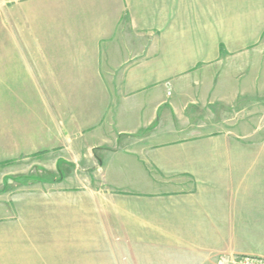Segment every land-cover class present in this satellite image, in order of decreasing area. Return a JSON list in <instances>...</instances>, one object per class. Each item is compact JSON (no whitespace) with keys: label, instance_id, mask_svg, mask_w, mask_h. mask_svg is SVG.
Returning a JSON list of instances; mask_svg holds the SVG:
<instances>
[{"label":"crops","instance_id":"1","mask_svg":"<svg viewBox=\"0 0 264 264\" xmlns=\"http://www.w3.org/2000/svg\"><path fill=\"white\" fill-rule=\"evenodd\" d=\"M258 35L264 0H0V100L60 84L63 146L78 152L60 166L90 164L68 177L85 196L60 195V229L65 210L87 212L88 264L264 257V235L244 230L264 228V124L237 108L253 97L238 70L212 95L193 73ZM32 213L2 210L0 264H49L48 214Z\"/></svg>","mask_w":264,"mask_h":264},{"label":"rangeland","instance_id":"2","mask_svg":"<svg viewBox=\"0 0 264 264\" xmlns=\"http://www.w3.org/2000/svg\"><path fill=\"white\" fill-rule=\"evenodd\" d=\"M208 53L209 60L200 63L193 73L196 69L199 72L202 70L203 76L208 80L209 94L212 95L214 89L218 91L224 70H238L241 92L253 97L241 99L237 108H241L243 113L248 112L242 118H252L254 115L258 124L263 125L264 35L256 36L255 41L240 50L229 51L223 44L220 50ZM36 86L38 84H33V90L36 91L32 92V97L0 100V214L4 208H11L22 218L21 215L36 211V219H27L32 223L40 221L42 210L48 214L49 264H60L61 254L69 256L64 259V264H88V228L83 226V213L87 212L81 211V216H78L73 211L70 213L65 210V227L60 229V195L67 196L69 191H73L85 196L84 189L73 187L68 177L70 171L77 168L79 174L88 178L87 168L90 164L81 163L79 167L78 163L70 162L64 164V167L60 166L61 157L72 159L78 153H75L77 150L73 147L63 146L65 138L60 131V109L63 108L60 105L63 102L60 100V84H49V90L42 93L37 92ZM40 94L48 96L39 97ZM218 106L210 108L218 109ZM95 151L94 149V153ZM86 153H89L88 147H82V154ZM63 179L70 182V189L60 191V181ZM63 201L69 202L67 198ZM244 230L247 232L246 238L253 237L252 241L259 236L263 238L264 228ZM76 232V241L69 239L60 243L61 235L68 239V233ZM244 240L246 239L241 236V241ZM227 254L231 253L221 252L216 264H231L226 258Z\"/></svg>","mask_w":264,"mask_h":264},{"label":"built area","instance_id":"3","mask_svg":"<svg viewBox=\"0 0 264 264\" xmlns=\"http://www.w3.org/2000/svg\"><path fill=\"white\" fill-rule=\"evenodd\" d=\"M226 258L229 260L231 264H264V257L257 256V255H250V254H230L228 255L227 254Z\"/></svg>","mask_w":264,"mask_h":264}]
</instances>
